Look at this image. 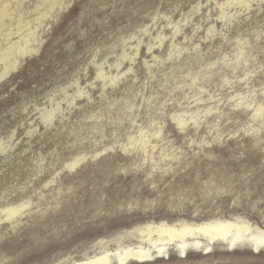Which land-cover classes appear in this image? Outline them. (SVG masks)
<instances>
[{
	"label": "rangeland",
	"instance_id": "obj_1",
	"mask_svg": "<svg viewBox=\"0 0 264 264\" xmlns=\"http://www.w3.org/2000/svg\"><path fill=\"white\" fill-rule=\"evenodd\" d=\"M9 1L0 209L26 207L0 217V264L72 263L146 223L218 219L251 225L108 264H264V0Z\"/></svg>",
	"mask_w": 264,
	"mask_h": 264
},
{
	"label": "bare ground",
	"instance_id": "obj_2",
	"mask_svg": "<svg viewBox=\"0 0 264 264\" xmlns=\"http://www.w3.org/2000/svg\"><path fill=\"white\" fill-rule=\"evenodd\" d=\"M58 1L59 0H46L45 1L46 7H44L45 11L47 12L49 10H53V8L56 5L62 3V1L61 2H58ZM9 10H10V1L0 0V25H2L6 17H8L9 12H10ZM10 36H11V33H9V35L7 36L8 39L10 38ZM2 40L3 38H0V57H6L5 54H9V52L11 51V48L6 45L3 46ZM263 112H264V105H260L259 108L257 109V113H263ZM179 122L180 124H184V120L182 119H179ZM137 134L138 136L132 137L131 140L129 139V141H131L134 146H139V145L142 146V144L143 146L146 145L147 137L143 129L142 131H139V133ZM125 144L126 143H124L123 145ZM95 154H98V151ZM81 160H83L82 157H75V158L73 157V160L69 161V163L66 166L71 169L75 168L76 165H79ZM25 203L22 202V203L9 204L6 206H2V208L0 209V217H3L10 221L12 219L14 220V218L22 214V210L26 207ZM250 225L251 223H248L247 221H238V220L232 221L230 219H227V220L218 219V220L208 221V222H203V223H191V222L169 223L166 221L159 222V223L150 222V223H146L144 225L134 228L132 233L136 235L137 240L135 241L133 240H130L129 242L120 241L113 248L103 247V249H101L100 251L94 253L93 255H88L87 257L82 258V260L75 259L72 263H65V264H108L111 262L110 258L112 255L119 256L123 261L128 260V258H131V259L137 258L140 260H144V259L151 257L152 249L156 246H158L159 250L160 249L163 250L165 245H169L171 243L179 241L180 239L182 240L183 238L188 237V236L201 235V234L205 235L206 238H208V241L210 242H214L218 239H228L232 234H239L243 232L244 230H248L250 228ZM263 235H264V232H261L260 236L257 235L255 237V243H254L255 247L264 246V236ZM146 244L148 245V247L144 246Z\"/></svg>",
	"mask_w": 264,
	"mask_h": 264
},
{
	"label": "water",
	"instance_id": "obj_3",
	"mask_svg": "<svg viewBox=\"0 0 264 264\" xmlns=\"http://www.w3.org/2000/svg\"><path fill=\"white\" fill-rule=\"evenodd\" d=\"M230 252H234V250L233 251H230ZM254 254H256V255H260V253H262V249H260V250H258V251H256V252H253ZM264 254V253H263Z\"/></svg>",
	"mask_w": 264,
	"mask_h": 264
}]
</instances>
